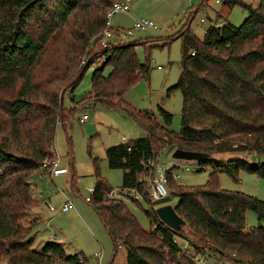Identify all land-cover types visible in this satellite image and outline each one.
Segmentation results:
<instances>
[{
    "label": "trees",
    "instance_id": "obj_1",
    "mask_svg": "<svg viewBox=\"0 0 264 264\" xmlns=\"http://www.w3.org/2000/svg\"><path fill=\"white\" fill-rule=\"evenodd\" d=\"M95 1L98 3L0 0V12L10 13L0 23V89L14 88L21 80L17 96L6 104V117L0 123V258H5L6 264H84L86 261L80 253L65 255L62 244L53 241L44 242L40 250L30 248L29 235L34 224L21 223L34 203L29 177L43 161L53 159L56 124L59 121L66 126L76 110L72 106L65 109L69 110L65 114L62 92L49 88L48 84H42L34 92L33 71L53 37L65 40L61 31L68 18L77 15L81 17L78 26L81 33L76 32L73 55L61 57L70 65L65 62L64 75L59 77L67 78L64 88L69 87L70 100L76 104L90 98L92 102L121 107L146 133L108 146L105 159L110 168L122 170L121 187L135 188L149 204L145 214L152 227L148 231L139 226L124 201L107 196L112 189L95 171L96 182L88 202L105 226L113 249L125 247L126 264H197L194 256L206 249L214 254L208 256L215 261L264 264V201L223 189L217 180L221 171L234 181L238 180L240 171L264 176V160L248 159V156H264V0H258L255 6L225 0L229 6L238 3L247 11V17L240 25L227 21L209 25L202 39L190 27L197 10L185 13L186 22L175 36L181 41V72L176 83L169 87V91L178 89L182 95L178 133L168 129L172 115L162 107H158L162 119L159 123L153 114L137 110L121 99L123 92L149 70V65L136 57L135 47L139 42L100 46L96 55L102 61L91 73L90 92L74 102L73 92L93 61H88L85 68L79 66L73 77H69L71 69L84 46H89L90 38L98 34L100 39L106 12L114 0ZM34 13L43 27L38 39L27 31ZM106 67H109L107 73ZM154 141L172 149L209 155L198 162L199 167L211 168L206 182L179 188L174 194L177 198L174 210L185 221L186 228L198 235L197 243L189 241L182 228L175 231L163 224L155 213L162 203L154 208L147 200V183L139 176L148 173L144 164L155 157ZM217 153L237 156L214 158ZM165 174L169 183L173 176L169 169ZM248 210L256 214L258 221L249 228L245 224ZM179 239L193 253L179 244Z\"/></svg>",
    "mask_w": 264,
    "mask_h": 264
},
{
    "label": "rangeland",
    "instance_id": "obj_2",
    "mask_svg": "<svg viewBox=\"0 0 264 264\" xmlns=\"http://www.w3.org/2000/svg\"><path fill=\"white\" fill-rule=\"evenodd\" d=\"M200 1L132 0L127 12L115 13L110 19L111 28L120 36L109 39L108 43L139 42L135 47L136 57L141 63L146 62L149 65L147 75L138 79L124 91L121 99L137 110L153 114L159 123H162V119L158 107H162L171 113L172 119L168 129L175 133H178L180 129L182 95L178 89L169 91V87L176 83L181 72V41L175 39V36L186 22L185 13L191 14L197 10L190 27L199 39H202L204 30L210 25L209 17H213L214 14L221 13L222 17L219 16V18L225 17L227 22L234 25H240L247 17V11L238 3L229 6L223 2L215 3L213 0H204L199 5ZM238 1L252 6L258 3V0ZM94 2L98 3L95 0ZM189 9H191L190 12ZM5 11L0 12V23L6 21L7 15H10ZM142 18L152 21L156 28L133 30L130 36L123 34L126 29L132 26L134 20ZM201 19L205 22H202ZM80 21L81 17L77 15L68 18V23L61 31L65 40L62 42L59 38L56 40V37H53L49 45L46 46L42 61L33 71L31 88L34 92H37L42 84H48L49 88L62 92V106L65 114L69 111L65 109L72 106H75L76 110L74 117L66 123V126L58 121L54 134L55 155L58 157L59 165L66 167L68 172L53 177L42 176L44 171L38 168L31 173L29 182L32 184L31 195L34 203L22 218L21 223L24 226L34 224L29 235L32 239L30 248L34 250H40L44 242L53 241L62 244L65 255L80 253L86 259L84 264H126L125 247L120 245L115 250L113 249L105 226L99 220L90 203L85 201V198L89 197V189H92L96 182L95 171H98L99 176L109 188L121 187L122 170L108 166L105 149L113 144L145 136L146 133L121 107L92 102L90 98L76 104L70 100L69 87L64 88L67 85L65 82L67 78L59 79L62 74L64 75L66 62V59L61 60V57L68 56L70 58L73 55L77 45L76 32L81 33L78 28ZM27 31L34 39H38L43 33L42 21H39L36 13L32 15L27 24ZM94 37L90 38L91 44L89 43L88 47L84 46L80 55L75 59L76 65L73 70L71 69L73 72L69 77L74 76L76 70H79V66L85 68L88 61H93L73 92L74 102L89 94L91 73L99 67L102 61L96 55V51L101 50L98 34ZM167 40L170 41L167 42ZM82 59L84 60L81 61ZM66 64L70 65L68 62ZM108 71L109 67H106L104 72ZM20 81V79L17 81L14 88L0 89V123L6 117L4 112L6 104L17 96ZM82 114H86L87 119L80 122L79 118ZM153 148L154 159L158 165L165 170L169 169L173 176V179L168 183L169 194L164 200L154 203L147 199L154 208L160 203L174 206L177 202L174 194L179 188L185 189L186 186H196L206 182L208 174L211 172L209 166L199 167L197 161L174 159L172 157L174 149L160 141H154ZM235 156L237 155L232 153L213 155L214 158L222 159ZM248 159L254 160V162L261 161L264 160V156H248ZM148 174L149 171L140 174L139 179L146 180ZM217 180L223 189L243 192L264 201V176L240 171L238 180L234 181L221 171L217 173ZM66 203H71L72 209L64 212L61 207ZM124 203L139 226L148 231L152 224L150 218L145 214V210L149 209L147 201L140 198L136 201H124ZM245 224L248 228L258 224L254 212L246 211ZM181 230L189 241L199 242L198 235L186 228L185 225ZM178 243L188 247L189 252L193 253L187 243L181 239L178 240ZM203 251L207 256L210 254L214 256L207 249ZM97 252H101L99 262L98 258L94 256ZM6 261L5 258H0V264H6ZM220 261H222L221 264H231L228 260ZM199 264H215V260L212 257H205Z\"/></svg>",
    "mask_w": 264,
    "mask_h": 264
},
{
    "label": "built area",
    "instance_id": "obj_3",
    "mask_svg": "<svg viewBox=\"0 0 264 264\" xmlns=\"http://www.w3.org/2000/svg\"><path fill=\"white\" fill-rule=\"evenodd\" d=\"M132 0H118L114 1L110 4L109 9L106 12L105 15V26L100 32V39H99V44L101 47H106L108 44L109 39H114L119 37V34H116L115 31L111 28L110 26V19L111 17L118 12H127L129 8V3ZM206 1V0H205ZM215 2H220L223 0H213ZM202 21V19H201ZM146 28H153L155 29V25L152 21L148 19H136L134 20L132 26L124 31L123 34L125 35H132L133 30H143ZM87 119L86 114H82L79 118L80 122H83L84 120ZM53 159L51 160H45L42 162L40 169L44 171L42 176H57L60 174H64L68 172V169L64 166L59 165L58 157L54 155ZM149 171L148 178L145 180L147 183V196L150 201H162L164 200L168 194V179L165 174V169L161 168L156 160L154 158L148 159L145 164H144ZM93 192V188L89 189V197L85 198V201H89V198ZM107 196L109 198H117L121 199L122 201H136L137 199L142 198L141 194L132 187H120L116 189H112L107 193ZM72 209V204L71 203H66L61 207L62 211H68ZM95 257L98 258V262L101 259V252H97L94 254ZM207 256L205 253H199L196 254L193 258L194 262L199 264V262L203 261ZM221 264L222 261L216 260L215 264Z\"/></svg>",
    "mask_w": 264,
    "mask_h": 264
},
{
    "label": "water",
    "instance_id": "obj_4",
    "mask_svg": "<svg viewBox=\"0 0 264 264\" xmlns=\"http://www.w3.org/2000/svg\"><path fill=\"white\" fill-rule=\"evenodd\" d=\"M208 154L204 152L174 149L172 157L176 160H186V161H203L208 158ZM155 213L158 219L171 229L178 231L185 225V221L175 212L174 207L165 204L157 207Z\"/></svg>",
    "mask_w": 264,
    "mask_h": 264
},
{
    "label": "crops",
    "instance_id": "obj_5",
    "mask_svg": "<svg viewBox=\"0 0 264 264\" xmlns=\"http://www.w3.org/2000/svg\"><path fill=\"white\" fill-rule=\"evenodd\" d=\"M221 2H223L224 4H226V3H225V0L220 1V2H215V3H221ZM226 5H227V4H226ZM217 16H218V18H216ZM219 16L222 17L221 13L214 14V16H213V17L211 16V18L208 16V17H209L210 25H219V24L222 23V21H223V22L226 21V20H225V17H223V18H219ZM221 19H222V20H221ZM202 22H205V21H202ZM160 205H165V204H160Z\"/></svg>",
    "mask_w": 264,
    "mask_h": 264
}]
</instances>
